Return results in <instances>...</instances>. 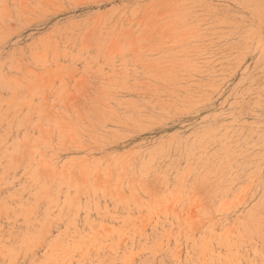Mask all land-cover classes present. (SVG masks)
Masks as SVG:
<instances>
[{
    "label": "rangeland",
    "instance_id": "rangeland-1",
    "mask_svg": "<svg viewBox=\"0 0 264 264\" xmlns=\"http://www.w3.org/2000/svg\"><path fill=\"white\" fill-rule=\"evenodd\" d=\"M0 264H264V0H0Z\"/></svg>",
    "mask_w": 264,
    "mask_h": 264
}]
</instances>
